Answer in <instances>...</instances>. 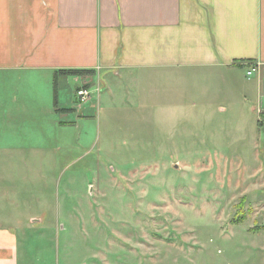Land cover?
<instances>
[{"label":"rangeland","instance_id":"obj_1","mask_svg":"<svg viewBox=\"0 0 264 264\" xmlns=\"http://www.w3.org/2000/svg\"><path fill=\"white\" fill-rule=\"evenodd\" d=\"M67 80L0 73L20 264H264V114L245 86Z\"/></svg>","mask_w":264,"mask_h":264},{"label":"crops","instance_id":"obj_2","mask_svg":"<svg viewBox=\"0 0 264 264\" xmlns=\"http://www.w3.org/2000/svg\"><path fill=\"white\" fill-rule=\"evenodd\" d=\"M69 70L91 71L81 86H245L264 114V0H0V73L68 86ZM9 219L0 264H20Z\"/></svg>","mask_w":264,"mask_h":264},{"label":"built area","instance_id":"obj_3","mask_svg":"<svg viewBox=\"0 0 264 264\" xmlns=\"http://www.w3.org/2000/svg\"><path fill=\"white\" fill-rule=\"evenodd\" d=\"M255 71H256V68L251 67L250 71H248V75H251ZM77 98L80 104H85L91 101L92 93L89 91L88 88L81 87L77 90Z\"/></svg>","mask_w":264,"mask_h":264},{"label":"trees","instance_id":"obj_4","mask_svg":"<svg viewBox=\"0 0 264 264\" xmlns=\"http://www.w3.org/2000/svg\"><path fill=\"white\" fill-rule=\"evenodd\" d=\"M91 71H82V70H69V71H62L63 74L71 75V76H82L85 73H90Z\"/></svg>","mask_w":264,"mask_h":264}]
</instances>
